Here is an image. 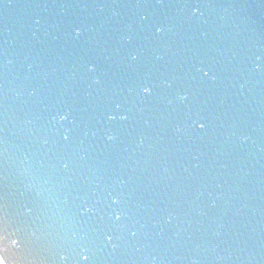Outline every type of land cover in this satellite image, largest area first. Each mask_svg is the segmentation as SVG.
<instances>
[{"label":"water","instance_id":"obj_1","mask_svg":"<svg viewBox=\"0 0 264 264\" xmlns=\"http://www.w3.org/2000/svg\"><path fill=\"white\" fill-rule=\"evenodd\" d=\"M84 247L264 264V0H0V257Z\"/></svg>","mask_w":264,"mask_h":264},{"label":"snow or ice","instance_id":"obj_2","mask_svg":"<svg viewBox=\"0 0 264 264\" xmlns=\"http://www.w3.org/2000/svg\"><path fill=\"white\" fill-rule=\"evenodd\" d=\"M158 31H160L161 29H157ZM135 59V57H133ZM199 71L202 73L203 76H209L210 75V70H205L203 68L199 69ZM212 79H215V76H212L211 77ZM152 89L150 86H144L143 87V92L144 93H151ZM188 96V93L187 92H183V93H180L179 94V98L181 100H184L186 99ZM68 117L66 114H61L59 116V119L61 121L63 120H66ZM112 119H114L115 117H111ZM193 124L198 127L199 129H204L206 127V124L201 120V121H193ZM113 137L111 135L108 136V139H112ZM64 139L67 140L68 139V136L65 135L64 136ZM114 203L117 202L116 199H114L113 201ZM85 211H88V209H85ZM123 215V213L117 211L115 214H114V218L119 221L121 219V216ZM104 239H105V242H111L113 240V235L110 233V232H105L104 233ZM92 257L91 255L89 254V249L87 247H84L82 249V252H81V264H89V262L91 261ZM0 264H7V261L4 257H0Z\"/></svg>","mask_w":264,"mask_h":264}]
</instances>
